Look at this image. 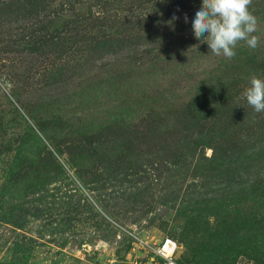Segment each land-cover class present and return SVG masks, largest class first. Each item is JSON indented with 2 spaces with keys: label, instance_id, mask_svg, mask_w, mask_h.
Listing matches in <instances>:
<instances>
[{
  "label": "rangeland",
  "instance_id": "obj_1",
  "mask_svg": "<svg viewBox=\"0 0 264 264\" xmlns=\"http://www.w3.org/2000/svg\"><path fill=\"white\" fill-rule=\"evenodd\" d=\"M153 1L0 0V264H162L164 239L174 264H264V112L243 98L264 76L239 63L264 15L227 59L190 30L202 0H164L151 31Z\"/></svg>",
  "mask_w": 264,
  "mask_h": 264
},
{
  "label": "clouds",
  "instance_id": "obj_2",
  "mask_svg": "<svg viewBox=\"0 0 264 264\" xmlns=\"http://www.w3.org/2000/svg\"><path fill=\"white\" fill-rule=\"evenodd\" d=\"M251 3L252 0H202L192 21L194 37L206 43L214 55L227 59L236 55L241 41L255 49L259 38L253 35L257 31V18L249 10ZM184 20L187 23L186 15ZM243 98L255 112H264V79L253 75Z\"/></svg>",
  "mask_w": 264,
  "mask_h": 264
},
{
  "label": "trees",
  "instance_id": "obj_3",
  "mask_svg": "<svg viewBox=\"0 0 264 264\" xmlns=\"http://www.w3.org/2000/svg\"><path fill=\"white\" fill-rule=\"evenodd\" d=\"M27 7H29L32 11L38 10L36 8V5L44 6L43 4L46 3V0H31ZM34 4V5H33ZM46 5V4H45ZM173 7L172 3L168 4L164 0H155L152 2L151 7L153 11V15L146 17L145 20L149 25V29L152 31L153 28H150L152 26L155 27L156 24L159 25V21H162L163 18L169 17V7ZM16 7V6H15ZM14 7V8H15ZM16 11L14 9H7V8H0V15L4 13L7 16H12ZM262 15L257 19L261 20L262 16L264 15V11L261 12ZM264 17V16H263ZM165 21V20H164ZM163 21V22H164ZM190 30H192V27L190 26ZM103 34H106L105 32ZM243 55L241 60L239 61L242 71L245 73V75L249 74H258L261 76H264V54H257V55H250L245 54L244 52L241 53ZM224 76V74L222 75ZM225 89H223V93L225 95ZM222 92H218L215 94L207 93L205 94V97L202 98V101L200 104H198L197 111L200 113L201 119L205 118L206 116L214 117L216 116L213 110V106L211 107L210 104H220V101H224V98ZM232 110V108H230ZM260 126L259 130L264 131V119L260 118ZM263 129V130H262ZM210 141H212V138H209ZM212 163L217 166L215 171L216 172H224L226 174L229 173L231 163L229 160H227V156L221 155L217 158L212 159Z\"/></svg>",
  "mask_w": 264,
  "mask_h": 264
},
{
  "label": "built area",
  "instance_id": "obj_4",
  "mask_svg": "<svg viewBox=\"0 0 264 264\" xmlns=\"http://www.w3.org/2000/svg\"><path fill=\"white\" fill-rule=\"evenodd\" d=\"M175 250V243L169 239H164L156 246L154 251L163 260L162 264H174L171 259Z\"/></svg>",
  "mask_w": 264,
  "mask_h": 264
}]
</instances>
